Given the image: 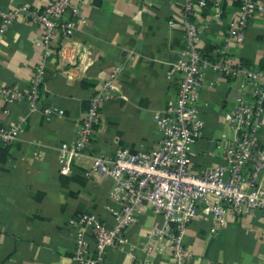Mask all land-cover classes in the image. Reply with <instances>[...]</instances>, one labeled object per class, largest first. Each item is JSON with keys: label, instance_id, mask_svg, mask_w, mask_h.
<instances>
[{"label": "crops", "instance_id": "crops-1", "mask_svg": "<svg viewBox=\"0 0 264 264\" xmlns=\"http://www.w3.org/2000/svg\"><path fill=\"white\" fill-rule=\"evenodd\" d=\"M52 0H0L10 9L19 3L43 6ZM185 0H85L79 3L83 18L76 23L74 39L90 52L89 60L70 68L66 79L52 46L45 57V78L39 87L35 110L25 101L0 97V122L25 119L24 131L8 146L7 159L0 164V264H78L71 256L77 228L71 220L83 212L97 213L112 226L109 179L85 175L89 159L71 164L61 174L57 147L76 134L87 100L113 70H119L121 96L105 102L101 122L87 150L112 154L117 147L130 150L154 147L153 112L164 107L178 88L179 75L168 76V68L184 47L180 11ZM238 0H223L218 6H194L192 19L208 24L199 40L205 55L216 56L229 23L237 18ZM172 21V26L168 21ZM41 27L18 18L0 37V86L26 88L45 48L39 44ZM240 38V40H238ZM72 55V54H70ZM68 57V56H67ZM232 61L252 68L264 67V13H255L240 36H233L229 48ZM75 63H78L75 56ZM215 81L201 91L199 109L204 118L201 138L193 146L190 169L223 160L217 143L230 135L227 112L230 81L216 73ZM88 81L93 87L81 86ZM51 110L45 113V110ZM160 221L150 209L143 212L126 232L123 246L109 248L100 264H136L146 255L140 244L150 227ZM211 223L193 219L187 225L183 243L191 254L187 264H264V219L260 210L249 216L227 215L216 233ZM92 246V243L90 242ZM151 264H171L166 252L150 257Z\"/></svg>", "mask_w": 264, "mask_h": 264}, {"label": "built area", "instance_id": "built-area-1", "mask_svg": "<svg viewBox=\"0 0 264 264\" xmlns=\"http://www.w3.org/2000/svg\"><path fill=\"white\" fill-rule=\"evenodd\" d=\"M82 1L85 0H52L40 7L22 2L10 9L0 7V37L15 20L26 18L41 27L39 44L45 48L28 86L24 89L0 86V97L23 100L34 111L45 78L47 49L52 46L63 65L58 69L66 79L72 76L65 64L80 67L84 62H92L90 51L74 39L76 23L83 18L79 5ZM222 1L183 2L180 15L184 47L167 72L168 76L179 75L178 88L162 109L153 112L156 130L153 148L133 151L117 147L112 154L87 150L101 122L103 104L121 96L117 69L89 97L75 136L58 145L61 174L68 173L73 162L88 158L90 165L85 175L94 174L111 181L105 209L114 219L112 226H107L94 212H83L71 220L77 228L71 256L78 264H100L107 249L126 244L128 227L148 209L160 221L145 234L140 247L146 258L136 264H151L150 257L166 252L171 255V264H187L191 254L183 238L193 219L210 222L213 233L225 225L228 214L249 216L260 210L264 219V67L252 68L229 57L233 36L244 32L255 13H264V0H238L237 18L229 23L217 54L212 57L199 48L200 35L208 24L197 25L193 21V8L208 2L218 6ZM168 25L172 26L171 20ZM209 72L230 81L228 97L232 105L227 112L230 135L217 143L222 162L193 171L190 169L193 146L204 128L199 109L201 91L215 84L205 79ZM50 111L46 109L45 113ZM24 124L25 119L20 116L0 122V144L9 146L16 141L24 131Z\"/></svg>", "mask_w": 264, "mask_h": 264}, {"label": "trees", "instance_id": "trees-1", "mask_svg": "<svg viewBox=\"0 0 264 264\" xmlns=\"http://www.w3.org/2000/svg\"><path fill=\"white\" fill-rule=\"evenodd\" d=\"M81 86L85 88L93 87V84L88 81H82ZM88 104V100H87ZM87 108V107H86ZM8 146L0 144V164L4 163L7 159Z\"/></svg>", "mask_w": 264, "mask_h": 264}]
</instances>
